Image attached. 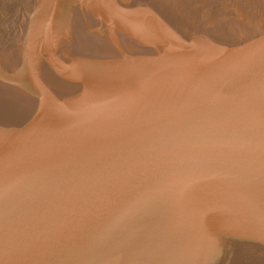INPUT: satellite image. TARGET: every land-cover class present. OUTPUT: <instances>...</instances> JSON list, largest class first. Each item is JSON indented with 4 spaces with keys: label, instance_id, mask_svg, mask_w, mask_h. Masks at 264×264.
<instances>
[{
    "label": "water",
    "instance_id": "95a60500",
    "mask_svg": "<svg viewBox=\"0 0 264 264\" xmlns=\"http://www.w3.org/2000/svg\"><path fill=\"white\" fill-rule=\"evenodd\" d=\"M0 264H264V0H0Z\"/></svg>",
    "mask_w": 264,
    "mask_h": 264
}]
</instances>
